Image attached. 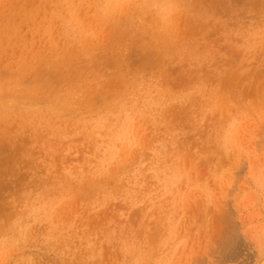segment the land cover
Segmentation results:
<instances>
[{
    "label": "rangeland",
    "instance_id": "374dc122",
    "mask_svg": "<svg viewBox=\"0 0 264 264\" xmlns=\"http://www.w3.org/2000/svg\"><path fill=\"white\" fill-rule=\"evenodd\" d=\"M36 1L0 0V264H264V0Z\"/></svg>",
    "mask_w": 264,
    "mask_h": 264
},
{
    "label": "bare ground",
    "instance_id": "6f19581e",
    "mask_svg": "<svg viewBox=\"0 0 264 264\" xmlns=\"http://www.w3.org/2000/svg\"><path fill=\"white\" fill-rule=\"evenodd\" d=\"M37 1H38V0H37ZM37 1H36V2H37ZM14 2H15V1H14ZM36 2H35V3H36ZM18 3H19V2H18ZM29 3H31V2H29ZM35 3H34V4H35ZM46 4H47V3H46ZM46 7H47V6H46ZM40 12H41V11H40ZM39 15H40V14H39ZM17 18H18V17H17ZM41 29H42V28H41ZM29 34H30V33H29ZM99 37H100V36H99ZM104 37H105V36H104ZM29 40H30V39H29ZM36 45H37V44H36ZM9 48H10V47H9ZM34 48H35V47H33V49H34ZM19 50H20V49H19ZM38 50H39V49H38ZM28 54H29V53H27V56H28ZM3 57H4V56H3ZM3 57H2V58H3ZM29 57H30V56H29ZM11 58H12V57H11ZM6 60H7V59H6ZM15 65H16V64H15ZM110 65H111V64H110ZM41 70H42V69H41ZM31 72H32V71H31ZM29 76H30V75H29ZM57 82H58V81H57ZM78 148H79V147H78ZM4 157H5V156H4ZM10 158H11V157H10ZM24 160H25V159H24ZM26 161H27V160H26ZM26 177H27V176H26ZM42 179H43V178H42ZM20 201H21V200H20ZM99 221H100V220H99Z\"/></svg>",
    "mask_w": 264,
    "mask_h": 264
}]
</instances>
